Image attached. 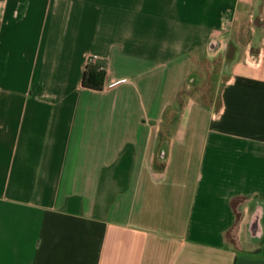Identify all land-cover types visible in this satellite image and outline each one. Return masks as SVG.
Segmentation results:
<instances>
[{
    "label": "crops",
    "instance_id": "1",
    "mask_svg": "<svg viewBox=\"0 0 264 264\" xmlns=\"http://www.w3.org/2000/svg\"><path fill=\"white\" fill-rule=\"evenodd\" d=\"M0 264H264V0H0Z\"/></svg>",
    "mask_w": 264,
    "mask_h": 264
},
{
    "label": "rangeland",
    "instance_id": "2",
    "mask_svg": "<svg viewBox=\"0 0 264 264\" xmlns=\"http://www.w3.org/2000/svg\"><path fill=\"white\" fill-rule=\"evenodd\" d=\"M227 36H228V38H226V39H228V40L221 42V43L228 46L227 50H226V55L229 56V54L232 53V51H233V42H234L235 38H234L233 32ZM216 43H217L216 41H213L211 44L216 45ZM214 56L215 57H212L206 61L207 65L205 66L204 71L201 72L202 76L200 79L201 80L200 83H202L205 86L204 89H205V92L207 94H210L212 91H214V89L216 90L218 88V82H220V84L224 83V80L219 81V75L220 74H223L222 77L225 78V80L229 78V76H228L229 70L225 71L223 69V66L221 65L222 64V62H221L222 61L221 60L222 53L219 52V54H217V55L215 54Z\"/></svg>",
    "mask_w": 264,
    "mask_h": 264
},
{
    "label": "trees",
    "instance_id": "3",
    "mask_svg": "<svg viewBox=\"0 0 264 264\" xmlns=\"http://www.w3.org/2000/svg\"><path fill=\"white\" fill-rule=\"evenodd\" d=\"M88 63L82 76V85L89 89L99 90L102 87L104 71L96 63Z\"/></svg>",
    "mask_w": 264,
    "mask_h": 264
},
{
    "label": "built area",
    "instance_id": "4",
    "mask_svg": "<svg viewBox=\"0 0 264 264\" xmlns=\"http://www.w3.org/2000/svg\"><path fill=\"white\" fill-rule=\"evenodd\" d=\"M95 60H94V57H90V59H89V62L90 63H92V62H94ZM100 66V65H99ZM101 68H102V66H100Z\"/></svg>",
    "mask_w": 264,
    "mask_h": 264
}]
</instances>
